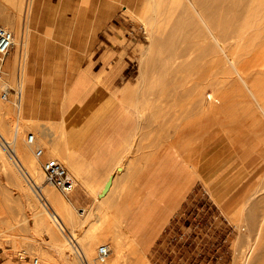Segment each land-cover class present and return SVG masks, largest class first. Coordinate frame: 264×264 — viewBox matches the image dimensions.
I'll list each match as a JSON object with an SVG mask.
<instances>
[{"label": "rangeland", "instance_id": "1", "mask_svg": "<svg viewBox=\"0 0 264 264\" xmlns=\"http://www.w3.org/2000/svg\"><path fill=\"white\" fill-rule=\"evenodd\" d=\"M102 1L112 5L116 4L106 25L122 22L128 27L130 36L133 35L134 40L139 42L134 52L131 51L132 56H126L128 60L130 59L129 68L125 73L123 72L124 77L119 79L120 84L125 83L126 79L132 80L131 92H134L133 98L130 100L134 105L132 108L141 120L151 119L156 123L165 120L159 114V110L169 103L172 104V101H164L162 104L155 95L162 90L159 91L161 87L158 83L156 85L155 81L170 80L171 78L166 75L162 76V67L165 66L168 70L173 69L180 61L175 56H179L178 58L181 59L183 57L185 60L183 62L182 59L184 71H181L180 68L181 80L185 82L184 80L187 81V78L190 77L186 64L193 53L191 56L189 54L180 56V54L177 55L179 49L177 45L172 46L173 48L169 46L170 41L175 39L178 34L180 40L179 37H176L175 41L172 40L174 42L171 41L172 43L186 44L192 40V38H186L185 35L186 39L183 38L185 41L182 42L184 33L180 34L181 29L179 32L176 31L180 28L178 23L182 19L188 20L185 3L182 6L179 5L180 0H166L165 10L158 17L157 27L154 28L140 13L146 0L137 1V3L136 0H101V3ZM102 4L101 6H103ZM85 6L82 0H0V15L2 16H0V22L3 21L0 24L6 25L14 32L15 46L18 45L19 49H22L20 57L14 63L9 60L8 55L5 62L6 75L3 80H0V150L2 152H0L2 154L0 155V163L2 162L0 165V264H35L33 262L35 258L39 259L37 264H87L84 252L86 253L88 249L91 250L94 264H237L242 259L240 256H243V253L246 255L253 243L255 244L254 257L264 264V224L260 225L264 223V167H260V173L255 183H245L247 180H252L250 176H255L258 170L249 169L247 162L240 159L241 152L237 150V141L243 135H239L238 139L234 140V136L227 135L225 130L227 125L221 120H218V123H212L211 128L216 140L208 145L207 149L210 151L207 150L205 158L199 162L200 166H206V164L211 166L210 177L207 174L200 175L199 182L179 209L180 211L178 210L165 224L160 237L152 248L140 246V242L122 227L120 217L116 214L117 201L101 211L94 209V206L102 203L98 199L94 206L87 207L86 211L76 209L70 205L57 187L46 181L41 160L35 154L36 147L49 148L54 156L59 157L65 163L66 160L59 155L57 149H53L49 145V136L45 135L44 128L52 130L57 137L60 136L59 130L49 122L37 119L35 112L32 111L33 108L40 109L48 104L51 99L53 91L46 84L51 75L45 70L50 67L49 56L43 54L34 56L30 66L34 69L28 71L29 62L27 61L28 57L24 55V43L27 34L32 31L42 33L58 30L77 34L84 30L88 21L85 16L88 17L87 14H92V11L96 9V7ZM102 8L105 7H100V9ZM177 8H179L178 11ZM177 15H179L178 18H176ZM173 20L174 22L171 23ZM4 21H6L5 24ZM258 25V22H254L250 31L257 32ZM17 29L21 30L20 34L16 33V31L19 32ZM173 29L175 30L173 31ZM170 37L172 39H168ZM167 39L170 41L167 42ZM239 41L241 42V39L232 40L231 48L236 50ZM261 41L262 37H259L258 34L251 35L245 40L242 39L245 44L239 46V52H244L247 56L258 49ZM71 42H74L76 44L74 47L77 48L84 46L81 39ZM166 49H172V54H175V56L173 54L174 59L165 55V52H168V50L165 51ZM144 59L152 63L157 62L159 66L157 65L153 71H148L146 80L142 82L139 79V67ZM28 75L32 78V96L24 107L23 99L28 86ZM6 88H8V98L2 99L1 95ZM206 90L208 93L212 92L211 87ZM253 106L256 107L255 104ZM258 112L256 111V120L260 118L257 124L263 133L264 118H262L259 109ZM219 128L220 131H218ZM141 131L151 133L150 127L139 129L136 139L141 136ZM29 133H34L36 138L38 137L35 145H30L27 141ZM18 138L19 141H17ZM18 143L24 149L27 148L31 159L38 164L41 174L39 186L34 184L33 176H30L26 171V166L18 159L16 154ZM261 145L256 140L249 149L258 148ZM262 157L261 160L264 162V149ZM234 159L235 161H233ZM262 165L264 166V163ZM220 178L223 182L220 181ZM218 179L219 182H216ZM208 183L212 184L213 189L207 187ZM216 188L222 192H214ZM40 190L56 196L60 200H65L67 207L60 205L54 208V205L52 206L44 198ZM251 193L257 195L253 196ZM229 202L231 204L228 205ZM240 206L248 210H244L243 216L253 219L250 228L246 226L244 220L239 228L230 223L232 213L238 211ZM57 213L62 218H59ZM12 214L15 219L18 218L16 219L18 223ZM22 215L26 219L22 218ZM260 227L261 230L258 231ZM247 228L250 230L248 231ZM62 242L68 246L64 252L62 248L59 249ZM60 243L61 245H59ZM105 243L111 246V253L105 261H100L97 258L98 247ZM116 244L120 245V251ZM235 258H237L236 261Z\"/></svg>", "mask_w": 264, "mask_h": 264}, {"label": "crops", "instance_id": "2", "mask_svg": "<svg viewBox=\"0 0 264 264\" xmlns=\"http://www.w3.org/2000/svg\"><path fill=\"white\" fill-rule=\"evenodd\" d=\"M102 3L86 1L85 7L96 9L85 16L88 19L85 29L77 34L58 30L27 34L24 43L27 70L33 71L30 66L34 56L48 55L50 67L45 70L51 77L46 84L53 91L48 104L32 111L37 119L49 122L60 132L57 137L52 130L44 128L49 145L66 160L64 163L75 180L72 191L62 192L70 205L86 211L98 199L102 203L94 209L101 211L117 201L116 214L122 227L140 246L152 248L199 179L174 207L173 199L178 191H170L169 185L182 178L176 152L170 147L150 144L148 131H141L136 139L139 129L147 127H141V118L126 97L132 90V80L119 82L129 68L130 59L126 56H132L131 51L134 52L139 42L130 36L122 22L106 25L115 4ZM100 7H105L103 12ZM80 39L84 46L74 47L76 44L71 41ZM21 53L22 49L14 46L9 60L14 63ZM27 81L24 107L32 96L30 75ZM263 133L258 126L237 141L240 159L247 162L249 169L258 170L245 183H255L260 167H264L260 162ZM256 140L262 145L249 149ZM252 155H257V160H251ZM53 156L44 147L39 157L42 167Z\"/></svg>", "mask_w": 264, "mask_h": 264}, {"label": "bare ground", "instance_id": "3", "mask_svg": "<svg viewBox=\"0 0 264 264\" xmlns=\"http://www.w3.org/2000/svg\"><path fill=\"white\" fill-rule=\"evenodd\" d=\"M137 1L141 2V0H136V3ZM165 1L166 0H146L145 3L143 2L144 4L140 13L145 17L148 24L152 25L154 28L157 27L158 17L161 16L163 10H165ZM184 3L186 6L185 8H187V11L185 9V13H187L188 20L184 21L181 18L182 20H179L180 22L178 23L180 28L176 31L179 32V29H181L180 34L182 35V33H184L181 40L182 42H184L186 38H192L194 41L191 40L190 43L187 41L188 43L186 44L179 43L180 36L178 33V36L176 37H179V40L177 39L179 44H177V42L172 43L175 41L176 37L175 39H172V37L168 39L174 40H171L172 42L169 40L170 47H174V45L179 47L178 52L176 51L177 55L180 54L181 56L189 54L191 56L192 53L194 54L189 57L190 60L188 63L186 62V68L188 67V75L190 74V77L187 78V81L183 79L185 82H182L181 71L183 70L182 63L185 58L183 59L182 57V62V59L178 58L179 56H175L173 53L174 56L177 57L176 59L181 61L178 62L180 65L177 64L175 68L170 70L166 69L165 66L162 67V76L166 75L171 78L170 80L164 79L157 82L155 81V84L158 83L159 87H161L159 91L162 89L160 93L154 92L160 102L163 104L164 101H172V104L169 103L167 106H163V108H160L159 110V114L161 117L165 118V120L160 122L158 121V123L151 119L140 121V125H142L141 127H150L151 133L149 134L150 137H148L150 138V144L153 143L154 145L170 147L176 152L182 178H180L175 185H169V187L171 186L170 191H178L177 196L173 199L174 207L176 203L186 196V193L192 188L195 180L201 177L200 175L207 174L210 177L209 172L211 170V166L209 164H206V166H200L199 162L201 159L205 158L207 150L210 151L207 149L208 145L216 140L214 139V134L211 128L212 123H218V120L224 122L227 125L225 128L227 135H232L235 137L234 140H237L239 135L245 136L259 126L257 122L260 118L256 120V111L258 112V109L261 111L262 118H264V0H180L179 5ZM114 6H116V4ZM182 8L181 10L183 11ZM178 10L179 8H177V11ZM129 12L132 13V11ZM179 15H177L176 18H178ZM174 20L177 21L175 18ZM174 20L171 21V23L174 22ZM2 22L3 21L0 23ZM5 22L6 21H4V24ZM254 22H258L259 24L257 32L250 31ZM17 30H19V32L16 31V33L20 34L21 30ZM174 30L175 29H173V31ZM254 34H258L259 37H262V41L260 42L258 49L254 50L251 54H247V56L244 52L240 53L239 46L241 47L245 44V42H242V39L245 40V38H249V36ZM185 35L186 38L184 37ZM168 39L166 40L167 42H169ZM234 39H241V42L239 41V45L236 50L231 48L232 44H230V42ZM167 50L168 52H165V55L174 59L171 52L172 49H166L165 51ZM186 50L190 51L188 52ZM157 65L159 66L157 62L152 63L144 59L141 62L139 79L144 82L147 78L146 75L148 71L155 70ZM208 87L212 88V92H207L206 89ZM133 94L134 92H128L126 94L128 100H132ZM131 102L132 101H130V104L132 105ZM254 104L256 107L253 106ZM252 107L256 111H254ZM252 125L254 126L252 127ZM220 130L221 129L219 128L218 131ZM239 139H241V137ZM5 140L9 142L7 139ZM17 141H19V138ZM20 143H18L16 150L18 159L26 166V171L30 174V176H33L34 184L39 186L41 174L38 170V164L35 160L31 159L27 148L24 149L21 145L22 143ZM1 153L0 155H2ZM250 158L251 160H257L258 156L252 155ZM233 161H235V159ZM260 162L262 164L264 163L262 160ZM216 182H219V179L216 180ZM206 185L207 187L209 186L210 189H213L212 184L209 185L208 183ZM219 191L222 192L219 188L214 190L216 193ZM40 192L52 206L54 205V208L55 206L59 207L60 205L62 207H67L65 200H60L56 196L50 195L43 190H40ZM257 194L259 195L258 192ZM257 194L252 195L256 196ZM217 198L219 199L221 197ZM229 204H231V202H229L228 205ZM238 208H240L238 211L232 213L230 223H233L238 226L237 228H239L241 222L244 220L247 224L246 226L250 228L253 219L248 216H243L245 213L244 210L247 209L242 206ZM13 214L15 213L13 212ZM57 214L59 218H62L59 213ZM24 217L25 216L22 215V218ZM44 217L46 218V216ZM16 219L15 221L17 222L18 220ZM47 223L49 222L47 221ZM263 224L264 223H261L260 225ZM49 225L51 224L49 223ZM249 228H247L248 231L250 230ZM260 230L261 227L258 231ZM59 245H61V243ZM116 245L118 251H120V245ZM61 248L64 252L65 249L67 250L68 246L66 243L62 242L61 247L59 246V249ZM84 254L87 258V264H94L91 257V250L88 249V251L86 253L84 252ZM254 255L255 244L253 243L247 251V254L244 255L243 253V256H240L242 259L241 261L239 260L237 264H240L241 262H243L242 264H262V261L257 260ZM237 258H235V261Z\"/></svg>", "mask_w": 264, "mask_h": 264}, {"label": "built area", "instance_id": "4", "mask_svg": "<svg viewBox=\"0 0 264 264\" xmlns=\"http://www.w3.org/2000/svg\"><path fill=\"white\" fill-rule=\"evenodd\" d=\"M15 44L14 32L5 25L0 24V80H3L6 75L5 62ZM7 90L8 88L4 89L1 95L2 99L8 98ZM27 141L30 145H35L37 142L36 135L34 133H29ZM43 153L44 147L37 146L35 151L36 156L40 157ZM43 170L45 172L46 181L57 187L61 192H70L74 189L76 185L75 180L70 174L67 165L60 158L56 156L50 157L43 164ZM110 253L111 246L106 243L101 244L98 247L97 258L100 261H105ZM33 262L37 264L39 259L35 258Z\"/></svg>", "mask_w": 264, "mask_h": 264}]
</instances>
